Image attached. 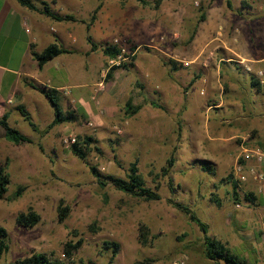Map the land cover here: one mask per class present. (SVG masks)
<instances>
[{
  "label": "rangeland",
  "instance_id": "rangeland-1",
  "mask_svg": "<svg viewBox=\"0 0 264 264\" xmlns=\"http://www.w3.org/2000/svg\"><path fill=\"white\" fill-rule=\"evenodd\" d=\"M226 1H164L154 9L134 0H98L102 8L97 21L110 34L106 44L113 46L117 39L130 62L126 68L123 64L107 71L106 58L98 83L102 86L91 98L96 115L50 127L44 153L35 152L34 169L14 171L20 183L14 179L6 199L0 200V227L9 233V251L0 264L36 253L68 264H214L203 256L200 228L171 207L169 198L189 206L207 224L208 235L231 253L247 264H264V178L257 181L250 174L254 168L264 176V160L243 158L245 148L264 153L260 128L264 116L254 113L264 114V63L253 60L264 56V0H230L232 9ZM208 43L205 53L217 48L219 59L223 56L219 51L226 52L232 67L222 64L221 80L208 75V86H201L198 81L205 74L197 66L205 53L195 57ZM134 63L148 77L131 74L127 80L139 86L124 96L122 87L117 97L120 110L112 113L101 94L116 72L132 69ZM176 66L194 73L195 82L166 93L163 75L168 70L173 78ZM118 76L123 86L127 80ZM252 80L262 87L254 88ZM130 96L147 108L128 116L124 103ZM244 115H250L245 123ZM60 128L64 130L58 133ZM70 134L77 141L79 137L94 139L88 160L104 175L124 178L137 161L147 186L157 189L161 200L147 202L112 186L100 188L89 167L64 145ZM173 154L175 165L169 176H163ZM17 186L26 190L11 200ZM61 204L69 208L63 222L58 215ZM29 210L40 221L33 228L19 226L18 215ZM79 241L82 247L69 261L65 247ZM106 241L120 245L112 263L111 252L102 248Z\"/></svg>",
  "mask_w": 264,
  "mask_h": 264
},
{
  "label": "crops",
  "instance_id": "crops-1",
  "mask_svg": "<svg viewBox=\"0 0 264 264\" xmlns=\"http://www.w3.org/2000/svg\"><path fill=\"white\" fill-rule=\"evenodd\" d=\"M30 1L38 10H31L17 0H0V121L6 119L11 127L32 140V143L16 145L7 140L6 130L0 124V168L7 171L11 183H14V179L20 183L19 178H14V171L23 173L32 171L35 165V152L44 153V138L50 133V126L55 118L54 109L45 92L55 90L62 111L73 113L76 119L95 116L96 108L91 98L106 62V57L100 49L92 51L87 41L86 24L82 22H89V16L98 6V0ZM46 8L58 16H71L75 21L53 19L43 13L42 10ZM90 33L96 44H106L110 40L109 31L104 30L99 21L92 25ZM54 43L70 50L71 53L55 57L40 69L33 54L43 53ZM209 45L210 43L198 50L196 60L204 55ZM216 49L210 50L209 55L205 53V57L197 66L205 74L198 81L201 86H208L206 81L208 75H212V78L218 82L221 80L222 64H225L226 68L232 67L229 65L231 59L226 57L227 53L219 51L223 56L218 59ZM196 60L193 62L195 63ZM253 60L264 63V56ZM149 66L154 64L151 63ZM174 69L173 78L168 77V70H165L163 75L161 83L166 93L168 90L178 91L185 82L188 83L187 86L195 82V74L188 73L186 68L176 66ZM136 73L146 79L148 77L147 74H143L142 68L137 63H134L132 69L114 74V80L109 83L110 87L101 94L103 104L108 111L119 112L120 102L117 97L122 87L124 96L127 95L128 90L133 91L135 86H139L138 82L127 80L131 74L136 75ZM119 74L124 75L127 80L123 86L119 81ZM64 89L70 91L69 96L62 93ZM129 102L133 106L141 107V110L147 108L142 102L132 101L131 96L124 106L126 107ZM181 103L179 105L182 106ZM22 109L29 114L33 126L22 115ZM254 113L264 116L261 111ZM248 116L250 115L242 116L243 123L247 122ZM256 128H259V124ZM260 128L264 131V125ZM61 130L64 128L58 129L57 132ZM245 132L247 130H242L241 133ZM262 167L264 169V164Z\"/></svg>",
  "mask_w": 264,
  "mask_h": 264
},
{
  "label": "trees",
  "instance_id": "trees-1",
  "mask_svg": "<svg viewBox=\"0 0 264 264\" xmlns=\"http://www.w3.org/2000/svg\"><path fill=\"white\" fill-rule=\"evenodd\" d=\"M17 1L21 5L31 10H38L35 4H33L30 0H17ZM121 1L127 2L130 0H121ZM134 1L144 6H153L154 9H159L164 1H176V0H153L152 2L150 0H134ZM226 3L229 9L233 8L232 2L230 0H227ZM101 8H102V4H98L96 9L92 12L90 16L89 22L88 23L85 21L82 22L86 24L87 41L91 45L92 51L100 49L103 55L107 59H109L115 57L118 54L119 50L115 46H112L109 43L102 46L96 44L93 41L90 33L92 25L97 21V15L101 10ZM42 11L46 15L58 21H71V20L75 21V19L71 16H58L48 8ZM204 20H205V15L203 14L201 16V21ZM66 53H71V51L54 43L49 47H47L43 53L41 54L34 53L33 55L36 61L38 62L39 68L42 69L46 63H48L55 57ZM124 67L125 68L128 67L127 64H124ZM112 75L113 72L109 74L110 79L112 78ZM169 77H171L170 74ZM251 84L254 88L260 89V87H262L259 84V82L254 80H252ZM56 94L57 92L55 90H49L45 92L46 97L50 100L52 107L54 109L55 118L50 127L76 121V116L73 113L71 112L64 113L62 111L60 107L59 99L57 98ZM152 106L155 108L157 107L159 108L158 103L155 102H152ZM140 109L141 107L133 106L132 103H128L125 107V112L128 116H133ZM21 112L22 115L33 126L29 114L23 109L21 110ZM0 124L6 130V138L8 141L16 145L32 143V140L29 137L25 136L17 129L11 127L6 122V119L0 121ZM93 143H94V139L91 137H85V138L79 137L77 143L71 146L70 151L76 158H78L80 161H83L89 167L92 176L96 179V182L100 186V188L105 189L108 186H112L117 191H120L134 198L142 199L147 202H156L161 200V196L158 190L147 186L145 179L143 178V176L139 171V166L137 161L131 163V165L127 170L126 177L124 178L116 177L112 175H104L99 171V169L96 166L91 165L88 160V156L91 152V147L93 146ZM174 165H175V157L173 154L167 161L166 166L163 168L162 175L166 177L169 176ZM204 169L209 172L212 171V169L208 166H205ZM10 185H11V178L9 174L5 169L0 168V200L6 199ZM169 185H170V190L172 191L174 189L173 180L169 179ZM25 190H26V186H17L16 191L13 192L11 200H17L18 198H20ZM247 200L253 201L252 197H247ZM216 202H218V200H216ZM168 204L174 209H176L178 212L182 213L184 216H186L189 219L190 222L196 224L200 228V230L204 235L202 253L205 259L213 262L214 264H219L220 262H224L226 264H247V262L244 259L231 253L223 243L210 237L208 235L207 224L201 221L189 206L181 202H178L173 198L168 199ZM62 205L63 204H61L59 208V214H58L60 222H63L69 215V208L66 206L64 207ZM39 221H40V217L32 210H29L27 212H21L17 217V224L24 228H33L38 224ZM82 244L83 242L79 241L76 244L68 243L66 245L64 251L69 261H71V259L73 258L74 253L77 252L82 247ZM102 248L103 250L111 252V258H110L111 263L114 261V259L117 257V255L120 252V245L115 242L106 241L103 243ZM8 251H9V233L4 228L0 227V260ZM10 264H68V263L65 262L64 260H52L44 254L36 253L27 258H24L22 260H17L14 263H10Z\"/></svg>",
  "mask_w": 264,
  "mask_h": 264
},
{
  "label": "built area",
  "instance_id": "built-area-1",
  "mask_svg": "<svg viewBox=\"0 0 264 264\" xmlns=\"http://www.w3.org/2000/svg\"><path fill=\"white\" fill-rule=\"evenodd\" d=\"M113 46H115L119 50V52L115 57L108 59L107 71L112 68L119 67L123 64H127L130 62V55L128 54L127 50H125V48L119 44V41L117 39L114 40ZM258 75L262 76L263 72H260ZM101 86L102 84H97L95 92L97 91V89H100L99 87ZM62 93H64L67 96L70 95V91L68 89L62 90ZM73 103L74 101H72V104ZM76 143H77V138L73 134H70L68 137L64 139V145L68 148ZM243 158L245 160L254 159L256 160L257 163H261L264 160V153L259 150L245 148L243 149ZM240 170L241 168H239V171ZM250 174L257 181H262L264 178L263 174L258 173L254 168L251 169ZM241 180L246 181L247 178L244 175H242Z\"/></svg>",
  "mask_w": 264,
  "mask_h": 264
}]
</instances>
